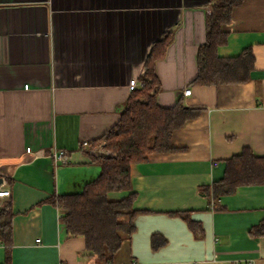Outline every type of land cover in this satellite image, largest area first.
Returning <instances> with one entry per match:
<instances>
[{
    "label": "crops",
    "instance_id": "obj_1",
    "mask_svg": "<svg viewBox=\"0 0 264 264\" xmlns=\"http://www.w3.org/2000/svg\"><path fill=\"white\" fill-rule=\"evenodd\" d=\"M212 3L0 0V174L11 189V264H102L47 200L78 194L99 176L80 143L99 140L118 122L130 81L141 82L152 46L167 35L157 102L168 108L183 98L202 113L173 133L174 151L132 166V191L109 194L135 193L139 212L114 264H264V235H250L264 215V184L216 203L200 191L221 180L226 161L243 149L264 157V0L233 10L223 27L229 42L219 49L233 57L251 48L250 80L196 85ZM54 148L70 163H55ZM6 256L0 244V264Z\"/></svg>",
    "mask_w": 264,
    "mask_h": 264
},
{
    "label": "trees",
    "instance_id": "obj_2",
    "mask_svg": "<svg viewBox=\"0 0 264 264\" xmlns=\"http://www.w3.org/2000/svg\"><path fill=\"white\" fill-rule=\"evenodd\" d=\"M244 1L213 0L212 11L206 19V39L198 50V73L193 84H243L250 80L255 66L251 48L233 57H223L219 53V49L229 42V34L223 27L231 21L233 10ZM170 41L171 35H167L152 46L141 78L142 87L132 91L118 122L102 138L92 141L93 144L105 141L106 149L112 154L104 157L88 155L92 163L100 166L99 176L78 194L53 195L47 200L57 207L68 234L83 236L87 250L102 264H114L123 241L135 229L133 220L139 213L133 206L135 193L121 199H112L109 194L132 191V166L146 161L150 154L174 151L173 133L202 113V109L186 106L183 98L168 108L157 102L162 89L157 62L165 57ZM263 184L264 157L245 148L226 161L221 180L200 191L216 203L222 196L233 195L239 187ZM12 218L8 204L0 210V244L7 249L6 264H11ZM250 235H264V215L250 229Z\"/></svg>",
    "mask_w": 264,
    "mask_h": 264
},
{
    "label": "built area",
    "instance_id": "obj_3",
    "mask_svg": "<svg viewBox=\"0 0 264 264\" xmlns=\"http://www.w3.org/2000/svg\"><path fill=\"white\" fill-rule=\"evenodd\" d=\"M142 85L143 84L137 78H134L129 83V90L132 92L142 87ZM191 92H192L191 88H188L184 91L183 95L185 97L190 96ZM80 149L93 157H104V156L112 155L111 152L106 149L105 142H98L93 144L90 141H83L80 143ZM27 152L33 153L31 148H27ZM34 154L38 156L40 155V152H36ZM49 156L51 159L54 160L55 163L62 165H67L70 163L69 155L65 150L54 148ZM0 179H1V183H0V210H1L6 208L5 199H9L11 197V189L8 187L6 178L2 176V174H0Z\"/></svg>",
    "mask_w": 264,
    "mask_h": 264
},
{
    "label": "rangeland",
    "instance_id": "obj_4",
    "mask_svg": "<svg viewBox=\"0 0 264 264\" xmlns=\"http://www.w3.org/2000/svg\"><path fill=\"white\" fill-rule=\"evenodd\" d=\"M99 142H105V141H99ZM98 143V142H97ZM106 143V142H105Z\"/></svg>",
    "mask_w": 264,
    "mask_h": 264
},
{
    "label": "water",
    "instance_id": "obj_5",
    "mask_svg": "<svg viewBox=\"0 0 264 264\" xmlns=\"http://www.w3.org/2000/svg\"><path fill=\"white\" fill-rule=\"evenodd\" d=\"M0 183H1V179H0Z\"/></svg>",
    "mask_w": 264,
    "mask_h": 264
}]
</instances>
